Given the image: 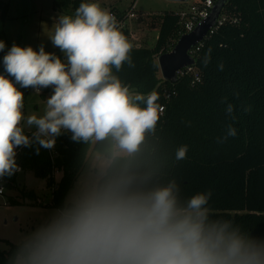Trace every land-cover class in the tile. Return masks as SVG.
<instances>
[{
    "label": "clouds",
    "instance_id": "9594fccd",
    "mask_svg": "<svg viewBox=\"0 0 264 264\" xmlns=\"http://www.w3.org/2000/svg\"><path fill=\"white\" fill-rule=\"evenodd\" d=\"M48 38L63 59L43 44L36 50L13 43L3 56L0 180L21 170L18 148L38 145V155L64 133L74 142L107 141L109 163L134 157L164 111L155 91L134 93L113 74L125 63L134 66L132 45L98 3H81L74 16L59 15ZM5 48L0 40V52ZM210 59L211 49L205 66ZM27 88L37 96L52 89L42 114L25 113L20 89ZM227 112L232 114L231 104ZM235 135L229 125L219 142ZM187 151L180 146L175 159H185ZM134 182L135 176L122 175L93 188L28 240L14 264H264V240L231 228L230 221L207 222L211 192L194 194L182 207L175 179L151 190Z\"/></svg>",
    "mask_w": 264,
    "mask_h": 264
},
{
    "label": "trees",
    "instance_id": "16d2710c",
    "mask_svg": "<svg viewBox=\"0 0 264 264\" xmlns=\"http://www.w3.org/2000/svg\"><path fill=\"white\" fill-rule=\"evenodd\" d=\"M56 1L59 8L74 12L81 3H88ZM223 10L237 17L240 25L221 27L196 54L200 82L194 83L192 75L179 77L175 83L162 78L158 58L175 47L183 32L179 15L173 11L160 16L153 48L132 47L134 66L125 63L119 72L113 69L130 91L144 95L155 91L164 112L155 132L146 134L140 152L111 162L97 187L122 175L135 176L134 187L143 190L166 186L175 179L180 206L186 207L194 194L211 192L206 205L208 223L230 221L231 228L264 240V0H226ZM8 17L9 6L0 1V40L6 44L0 52V73L10 48L5 33ZM209 49L211 59L205 66ZM229 125L236 135L219 142ZM70 137L71 133L62 134L52 149L41 148L38 155V145L23 148L16 157L21 170L45 179L48 189L55 184L56 171L63 172L58 188L53 189L56 206H62L65 190L77 179L91 144ZM183 145L188 146L186 158L177 161L175 152ZM15 178L16 173L7 177L8 188ZM26 242L10 243L8 251L0 249V264H14Z\"/></svg>",
    "mask_w": 264,
    "mask_h": 264
},
{
    "label": "rangeland",
    "instance_id": "374dc122",
    "mask_svg": "<svg viewBox=\"0 0 264 264\" xmlns=\"http://www.w3.org/2000/svg\"><path fill=\"white\" fill-rule=\"evenodd\" d=\"M0 1L9 6L5 33L10 47L16 43L21 47L32 46L38 50L43 44L45 51L54 52L64 58L48 37L54 31L59 15L74 16L75 12L71 8H59L56 0ZM200 1L188 0L186 3H179L168 0H88V3H98L102 9L118 14L128 12L135 4V12L139 15L128 23V28L135 34V39L130 44L132 47L140 45L153 48L159 35L160 16L165 12L186 10ZM20 90L25 96V113L34 111L42 114L44 103L52 89L39 96L31 88ZM25 131L31 133L28 129ZM109 161L108 142H91L77 179L65 190L62 206L53 205V189L58 188L57 185L63 177L62 171H56L55 184L51 189L47 188L45 179L37 178L32 172H17L11 187L4 196H0V249L8 251L10 243L20 245L53 224L70 205L74 206L77 200L97 187L99 180L106 174Z\"/></svg>",
    "mask_w": 264,
    "mask_h": 264
},
{
    "label": "built area",
    "instance_id": "2783aa9c",
    "mask_svg": "<svg viewBox=\"0 0 264 264\" xmlns=\"http://www.w3.org/2000/svg\"><path fill=\"white\" fill-rule=\"evenodd\" d=\"M215 6L214 0H204L200 1L199 3H194L192 4L187 10H183L180 12H177L180 18V24L183 26V32L182 35L184 34H189L195 30L197 25H199L202 21L206 20L209 18L211 15L212 9ZM135 4H133L128 12L124 14H118L115 11L110 12L113 14L117 21H118V26L120 31L127 37L129 43L132 41V39H135V34L131 31V29L128 28V23L132 21L133 19L138 18V13L135 12ZM225 25H230V26H239L240 25V20L235 17L231 16L227 13L223 12L221 13L216 25L212 27L208 35L205 37V39L196 45L193 49L189 51V54L196 60V54L201 50V48L204 46L205 42L207 39L210 38L213 34H215L221 27ZM133 47H141L140 45H136ZM186 75H192L193 76V82L198 83L201 81L202 77L201 74L197 71L195 65L190 66V67H185L177 72V76L179 77H184ZM50 89V88H49ZM49 89H44L42 90L41 94L45 93ZM34 92V91H33ZM171 97L170 94H167V98L169 99ZM164 109V107L162 106ZM164 112V111H163ZM162 114V113H161ZM27 134V133H26ZM23 148H18L17 151V156L21 152ZM16 156V157H17ZM21 169V168H20ZM17 171V172H21ZM16 172V173H17ZM9 185V181L7 177H4L2 180H0V196H4Z\"/></svg>",
    "mask_w": 264,
    "mask_h": 264
},
{
    "label": "water",
    "instance_id": "95a60500",
    "mask_svg": "<svg viewBox=\"0 0 264 264\" xmlns=\"http://www.w3.org/2000/svg\"><path fill=\"white\" fill-rule=\"evenodd\" d=\"M179 3H186L188 0H168ZM226 0H218L212 9L208 19L202 21L195 30L181 36L175 47L168 53L158 58L162 78L175 83L178 80L177 72L185 67L194 66L196 60L189 54V51L201 43L214 27L223 12Z\"/></svg>",
    "mask_w": 264,
    "mask_h": 264
},
{
    "label": "crops",
    "instance_id": "0c3cea01",
    "mask_svg": "<svg viewBox=\"0 0 264 264\" xmlns=\"http://www.w3.org/2000/svg\"><path fill=\"white\" fill-rule=\"evenodd\" d=\"M188 8H189V7H188ZM188 8H187V9H188ZM187 9H186V10H187ZM180 11H183V10H179V11H177V12H180ZM27 133H29V132H27Z\"/></svg>",
    "mask_w": 264,
    "mask_h": 264
}]
</instances>
